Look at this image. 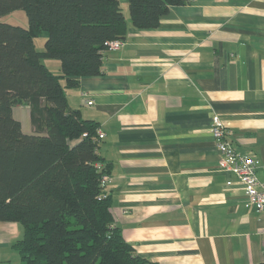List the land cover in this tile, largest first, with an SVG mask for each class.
Segmentation results:
<instances>
[{
  "label": "crops",
  "instance_id": "0c3cea01",
  "mask_svg": "<svg viewBox=\"0 0 264 264\" xmlns=\"http://www.w3.org/2000/svg\"><path fill=\"white\" fill-rule=\"evenodd\" d=\"M124 16L125 44L104 52L100 74L66 89L68 105L105 135L114 224L160 264L264 261V209L218 168L210 131L218 115L264 182V0H190L151 29ZM44 60L61 74L58 60ZM22 235L20 223L0 221V264L21 263Z\"/></svg>",
  "mask_w": 264,
  "mask_h": 264
},
{
  "label": "trees",
  "instance_id": "16d2710c",
  "mask_svg": "<svg viewBox=\"0 0 264 264\" xmlns=\"http://www.w3.org/2000/svg\"><path fill=\"white\" fill-rule=\"evenodd\" d=\"M189 1L126 0L138 29L157 27L171 6ZM18 8L26 27L0 20V221L23 227L14 243L20 264H160L114 224L99 123L66 96L80 77L100 74L107 43L125 37L120 0H0V17ZM43 32L38 50L34 38ZM46 58L59 61L61 74ZM20 104L28 106L32 132L14 116Z\"/></svg>",
  "mask_w": 264,
  "mask_h": 264
},
{
  "label": "built area",
  "instance_id": "2783aa9c",
  "mask_svg": "<svg viewBox=\"0 0 264 264\" xmlns=\"http://www.w3.org/2000/svg\"><path fill=\"white\" fill-rule=\"evenodd\" d=\"M125 44L124 39L115 38L107 43L108 49H118ZM88 104L92 101L88 100ZM210 131L215 142V146L220 153L218 168L225 171L234 172L245 189L248 202L256 210L264 209V182L260 181L256 169L258 160L239 152L235 146L227 139L228 130L218 115L212 117ZM98 137L103 138L104 133L97 129ZM107 175H103L102 181H107Z\"/></svg>",
  "mask_w": 264,
  "mask_h": 264
},
{
  "label": "rangeland",
  "instance_id": "374dc122",
  "mask_svg": "<svg viewBox=\"0 0 264 264\" xmlns=\"http://www.w3.org/2000/svg\"><path fill=\"white\" fill-rule=\"evenodd\" d=\"M120 1H123V0H120ZM124 11H125L124 12L125 15L127 16L129 14L127 6L125 7ZM0 20L7 22V23H10V24L19 25L22 27H26L28 25L27 15H26L24 9H22V8L14 9L13 11H10V12L2 15L0 17ZM45 37H46V33L43 32L42 34H40L39 36H36L34 38V44H35L36 49H38V50L43 49ZM46 59H48V61H53V63H54V61H57V59H54V58H46ZM49 59H51V60H49ZM43 62H45V60H43ZM51 65H53V64L49 63V66H51ZM52 69H54V68H52ZM53 71L55 72V70H53ZM15 115L20 118L24 129L27 130L28 132H32L33 127L30 124L28 106L25 104L17 105L15 107ZM103 138H99V139H103ZM106 175L108 178L107 181L110 183L112 181V177L110 176L109 173H107ZM109 183H107V184H109Z\"/></svg>",
  "mask_w": 264,
  "mask_h": 264
}]
</instances>
